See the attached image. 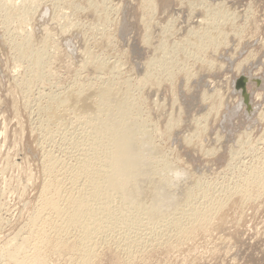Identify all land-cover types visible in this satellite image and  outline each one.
Listing matches in <instances>:
<instances>
[{"label": "rangeland", "instance_id": "obj_1", "mask_svg": "<svg viewBox=\"0 0 264 264\" xmlns=\"http://www.w3.org/2000/svg\"><path fill=\"white\" fill-rule=\"evenodd\" d=\"M263 82L264 0H0V264H81L83 232L44 202L67 208L92 119L57 98L104 89L196 209L153 232L114 211L86 264H264Z\"/></svg>", "mask_w": 264, "mask_h": 264}, {"label": "bare ground", "instance_id": "obj_2", "mask_svg": "<svg viewBox=\"0 0 264 264\" xmlns=\"http://www.w3.org/2000/svg\"><path fill=\"white\" fill-rule=\"evenodd\" d=\"M245 81L247 82L246 79ZM65 94L57 98L63 114L69 109L73 114L85 111V115L92 119L86 123L89 131L88 144L87 148L81 145L83 150L77 154L79 173L70 184L72 192L66 200L67 208H61L56 201L50 199L45 200L44 206L58 219H62L59 227L64 224L78 226L83 232L84 239L79 254L81 264H86L93 254L95 237L99 238V234L106 236L108 230L99 227V223L114 211L125 209L133 216L145 214L149 219L147 225H151L148 229H151L166 219H171V223L176 225L182 215L196 209L193 199L196 195L193 196L186 190L185 183L163 178L165 173L177 176L179 171L167 164L162 169L154 167L155 149L153 150L149 135L139 122L127 119L131 106L129 101L115 98L106 89L91 93L70 90ZM91 95L97 97V106L86 102L85 98ZM56 116L58 114L52 118ZM182 175L184 174H180ZM97 211H100L101 216L94 214ZM151 230L153 232L156 229ZM140 236L138 240L132 241L122 236L120 243L125 247L138 245L142 239ZM22 247L17 248L22 250ZM59 249L63 250L64 247Z\"/></svg>", "mask_w": 264, "mask_h": 264}, {"label": "water", "instance_id": "obj_3", "mask_svg": "<svg viewBox=\"0 0 264 264\" xmlns=\"http://www.w3.org/2000/svg\"><path fill=\"white\" fill-rule=\"evenodd\" d=\"M247 85V82L245 81V77H240L235 82V88L240 90L241 94L243 95V102L246 104V106H249V95L246 92L245 86Z\"/></svg>", "mask_w": 264, "mask_h": 264}]
</instances>
